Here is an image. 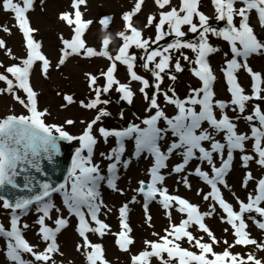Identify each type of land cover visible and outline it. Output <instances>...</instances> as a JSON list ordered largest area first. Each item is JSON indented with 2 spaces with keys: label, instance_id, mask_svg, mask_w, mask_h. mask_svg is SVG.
<instances>
[{
  "label": "snow or ice",
  "instance_id": "obj_1",
  "mask_svg": "<svg viewBox=\"0 0 264 264\" xmlns=\"http://www.w3.org/2000/svg\"><path fill=\"white\" fill-rule=\"evenodd\" d=\"M39 3L43 6L45 0ZM144 4L145 0H134L133 7L122 13V30L115 33L120 43L115 49L114 36L109 31L113 22L110 15L97 21L103 31L99 49L87 43L86 33L94 23L85 18L87 0H70L69 10L58 14V20L70 29V36L66 38L61 33L58 37L61 47L56 69L73 56L103 58L108 62L99 74L84 73L89 96L78 103L95 115L90 120H81L85 126L79 135H73L68 130L76 123L73 119L46 122L50 112L39 108V93L31 82L37 69L48 79L53 68L42 41L36 39L38 29L31 26L28 15L36 0H0V9L13 14L24 47V55L17 56L6 40L0 38V50L13 61L7 65L0 62L3 84L0 94L11 95L25 109L21 114L12 112L0 117V207L10 210L8 226L0 223V237L4 238L3 252L9 264H63L56 259L57 255H64L58 236L72 219L80 237L75 248L86 264H110L103 244L93 242L89 234L101 239L111 234L121 251L130 252L135 240L131 235L129 205L141 203L145 222L152 228L150 205L154 202L162 208L168 224L162 234L153 231V238L143 240V248L131 255V264H262L252 254L245 259L243 254L232 250L248 245L264 249V242L252 238L248 231V221L264 231V175L257 177L251 170L252 163L264 170V72L254 70L249 63L251 56L264 55V38L251 22L255 13L259 27L264 29V0H211L214 16L201 10V0H179L175 5L172 0H154L158 12L148 14L143 27H138L134 18ZM219 23L223 26H215ZM148 29L152 35H145ZM2 30L11 35L9 27L3 26ZM189 33L195 34L194 38H187ZM169 36L173 37L171 42L160 45ZM212 37L226 42L221 72L228 99L217 98L214 91L217 76L209 57L222 49L211 41ZM185 50H190L193 56ZM181 60L194 65L190 70L200 82L183 98L172 86L167 90L161 88L165 76L175 82V73L184 71ZM119 66L126 69L123 81L118 77ZM138 67L147 75L141 74ZM241 70L250 77V94L239 82ZM133 82L139 84L138 89H133ZM113 91L129 105L138 91L146 101L148 114L136 117L139 123L133 121L126 127H105L104 118L111 116L108 110L111 100L107 97ZM161 97L164 104L174 106L175 114L170 115L162 107ZM63 99L66 103L62 108L77 103L72 94H63ZM120 117L123 119V112ZM240 122L246 124L247 130L240 129ZM110 137L115 138V146L99 154L108 161L105 175L101 164L95 161V148L100 139L108 143ZM74 141L79 146L75 147L62 182H56L48 176L43 162H54L61 153V144ZM128 141L133 143L134 150L125 158ZM236 154L244 170L243 198L229 186L227 179L234 169ZM141 156L150 158L148 179H140L132 189L131 199L118 208L120 230L112 232L101 218L113 211L103 199L102 182L124 195L117 184L119 168L127 169L134 158ZM173 158L176 162L170 164ZM165 173L178 175L177 184L188 190L192 189L191 177L202 181L210 190L197 188L195 194L206 203L207 210L178 190L170 191ZM36 174L44 178L38 179ZM18 178H22V183ZM222 189L229 190L232 201ZM56 195L60 197L59 203ZM33 209L38 243L25 238L30 225L21 223V218ZM214 216L229 226L223 232L232 236V242L227 235L217 237L209 226L207 219ZM218 247L222 250L217 251Z\"/></svg>",
  "mask_w": 264,
  "mask_h": 264
},
{
  "label": "rangeland",
  "instance_id": "obj_2",
  "mask_svg": "<svg viewBox=\"0 0 264 264\" xmlns=\"http://www.w3.org/2000/svg\"><path fill=\"white\" fill-rule=\"evenodd\" d=\"M179 0H172V3L178 4ZM70 0H45V4L42 6L39 3V0H36V5L34 10L29 12V17L31 21V26L38 29L36 33V39L42 41L43 51L49 57V59L53 63V68L50 69L49 78L45 79L39 73L37 69L32 76V84L34 89L39 93L38 96V105L40 109L47 108L50 112V115L46 117V122L48 123H63L65 119H73L76 123L73 126H70L68 130L73 135H79L85 126L80 121L81 120H90L94 115V111L86 110L79 106L78 101L81 99H86L89 96V89L87 86L86 78L84 73L91 72L93 74H99V71L106 67L107 61L103 58H93V59H85L81 57L73 56L68 59V61L63 65L60 69H56L54 65L58 61L59 57V48L61 47V43L59 40V35L61 33L67 38L70 36V29L61 21L58 20V14L61 11L69 10ZM134 5V0H87V8L84 10L85 18L92 19L94 23L90 26V29L86 33V41L90 46H94L99 49L101 40L103 37V31L101 26L97 22L99 18L103 15H110L113 17V22L109 28V31L114 36V42L112 44V48L120 43L119 38L115 37V33L122 30V20L121 15L124 11L130 10ZM43 9V10H42ZM201 10L205 12V14L209 16H214V9L211 4V0H201ZM158 12L157 7L154 4V0H145V4L142 7L141 13H139L135 18L134 22L136 26L143 27L146 23V16L150 13ZM251 22L255 28V31L261 38H264V29H261L257 23V19L255 13L252 14ZM222 24V23H219ZM15 21L12 13H6L2 9H0V38H4L9 47L12 48L13 53L17 56L24 55V47H23V39L22 34L18 31V29L14 26ZM3 26H7L11 29V35L5 33L2 28ZM185 31L187 29L185 28ZM153 32L151 29L145 30V35H152ZM189 33L188 35H190ZM211 41L214 44H217L221 47L222 51L217 54H213L209 57V61L212 65V68L217 76V80L214 84V91L216 92L217 98L220 99H228L229 93L227 92V85L223 74L221 72V68L224 67V57L223 50H226V42L219 41L215 37L211 38ZM186 54L190 57L193 56L190 50H185ZM0 62H3L5 65L12 63L3 50H0ZM182 66L184 67V71L181 73H175L177 75V80L175 82L168 79L165 76L164 82L161 85L162 90H167L169 86L175 88L177 94L183 98L185 97L189 89L191 87H195L199 85V81L196 77L191 73V67L189 63L181 60ZM250 66L254 70L261 69L264 72V55H253L249 58ZM2 71V69H0ZM138 71L147 75L143 69L138 67ZM174 71V70H173ZM118 77L123 81L126 78V69L124 66H119L118 69ZM151 79V77L149 76ZM238 79L242 87L245 88L246 92L250 94L251 92V80L248 74L241 70L238 73ZM102 83V81H101ZM0 87H3L2 82H0ZM133 89L136 90L139 87L137 82H133ZM59 93V94H58ZM63 94H72L74 95V99L77 103L72 105H68L65 108L61 106L66 102L63 99ZM118 94L116 92H112L109 98L111 103L108 105V110L111 112V116L104 118L103 125L108 128H122L126 127L130 122H137L139 120L136 117L143 118L148 113L145 112L146 101H144L142 95L137 91V95L134 99L132 107L133 111H125L123 112L124 117L121 119L120 112L121 107L116 102V96ZM161 104L162 107L166 109V111L173 115L175 114V108L172 105H166L163 103L162 97ZM251 107V105L249 106ZM14 112L15 114H21L25 112V109L13 100L12 96L9 94H0V117L7 115L9 113ZM143 114V115H141ZM231 114V113H230ZM240 129L247 130V126L245 123L240 122ZM219 138V137H218ZM76 147L79 146L78 142H75ZM115 146V138L110 137L108 143H104L102 139L98 141V144L95 148V161L101 164V168L103 173L107 174L106 165L108 163L107 160H104L100 157V152L107 153L111 147ZM249 148L251 146V142H248L247 145ZM126 154L125 158H128L134 150V145L131 141L126 142ZM176 162V158H173L170 161V164H174ZM150 167V158L144 159L141 156L138 159H133L132 163L127 169L122 167L119 168V180L117 181L118 187L124 190V195H121L118 192H114L107 187L106 182H102L101 185V193L103 199L109 207L113 209L111 213L107 215V217H101L105 219V222L111 226L112 232H118L119 229V214L118 208L125 202L131 199V196L134 194L132 189L137 187V183L140 179L147 180L148 177L146 175L147 169ZM251 170L254 175L257 177L260 175H264V170L260 169L258 165L252 163ZM243 169L241 167V162L239 160V154H236V159L234 161V169L230 173L228 179L229 186L236 191L237 195L241 198L245 195V190L241 187V178L243 175ZM166 174V185L169 187L170 191H177L179 194L189 198L193 202L200 203L203 210H207L206 203L203 202L200 197L196 196L197 188H205L207 187L196 177H191L192 189H185L182 184L178 185L177 181L179 180V176L173 174L172 176H167ZM225 197L232 201V196L228 189H222ZM251 190V189H249ZM56 202H60L59 195L54 197ZM138 200H141V197H137ZM129 223L132 228V237L135 240L134 245L130 246V252L121 251L115 243V237L111 234L105 235L102 239L98 236L90 235V239L93 242L102 243L104 246L105 254L108 253L111 255L112 259H108V261L113 263L120 264H131V255L137 253L139 250L143 248V240L148 238L151 239V233L153 231L161 232L162 229L167 226L168 221L163 214L162 208L157 203H152L150 205V212L153 217L152 224L154 225L152 228H149L147 223L145 222V216L142 209L141 203H131L129 205ZM66 215V213H65ZM175 215V213H174ZM36 213L33 209L27 216L21 218V223H28L30 225L29 229L25 230V238L28 239L31 243H38L39 238L36 235L37 226L35 225ZM10 222V210H5L0 207V223L8 226ZM75 219L71 220L69 227L63 230L58 236V242L61 246V251L64 255L61 257L59 255L56 256L57 261H63V264H86V260L84 256L76 251L75 245L78 243V235L74 230ZM207 223L212 228L217 237H224L227 235V239L229 242H232V236L230 234H225L223 229L225 227H229L226 224L220 223L219 219L215 216L213 218L207 219ZM250 235L252 238L256 239L258 242H264V231L258 229L251 221H248ZM187 246V245H185ZM5 247L4 238L0 237V264H9L4 256L3 249ZM43 247V244H41ZM217 251H221L220 247L216 248ZM232 251L241 253L247 258L248 254H252L256 259L261 260L262 264H264V249L257 248L255 245L248 246H236ZM29 258L30 257H27ZM155 264V262H154ZM251 264V262H249Z\"/></svg>",
  "mask_w": 264,
  "mask_h": 264
},
{
  "label": "water",
  "instance_id": "obj_3",
  "mask_svg": "<svg viewBox=\"0 0 264 264\" xmlns=\"http://www.w3.org/2000/svg\"><path fill=\"white\" fill-rule=\"evenodd\" d=\"M122 101V100H120ZM74 154V145H70L68 147L62 148L61 153L58 157H56L55 161L49 163L47 161L43 162V167L46 169L48 176L56 181L62 182L63 176L66 174V170L71 163V157ZM38 179H43L44 177L40 174H36ZM18 180L22 183V178H18ZM17 194H22L17 192Z\"/></svg>",
  "mask_w": 264,
  "mask_h": 264
},
{
  "label": "bare ground",
  "instance_id": "obj_4",
  "mask_svg": "<svg viewBox=\"0 0 264 264\" xmlns=\"http://www.w3.org/2000/svg\"><path fill=\"white\" fill-rule=\"evenodd\" d=\"M263 36H264V34H263ZM257 71H262V70H261V69H258ZM108 235H109V234H108ZM78 239H79L78 242H80V237H78ZM105 257H106L107 260H108V259H112L111 255L108 254V253L105 254ZM111 264H112V262H111ZM113 264H120V263H113Z\"/></svg>",
  "mask_w": 264,
  "mask_h": 264
},
{
  "label": "flooded vegetation",
  "instance_id": "obj_5",
  "mask_svg": "<svg viewBox=\"0 0 264 264\" xmlns=\"http://www.w3.org/2000/svg\"><path fill=\"white\" fill-rule=\"evenodd\" d=\"M160 42H166V39H165V40H163V41H160Z\"/></svg>",
  "mask_w": 264,
  "mask_h": 264
}]
</instances>
